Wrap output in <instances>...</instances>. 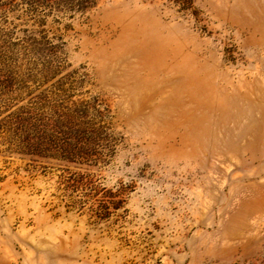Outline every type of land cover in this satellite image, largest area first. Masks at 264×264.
<instances>
[{"label":"rangeland","instance_id":"1","mask_svg":"<svg viewBox=\"0 0 264 264\" xmlns=\"http://www.w3.org/2000/svg\"><path fill=\"white\" fill-rule=\"evenodd\" d=\"M0 264H264V0H0Z\"/></svg>","mask_w":264,"mask_h":264}]
</instances>
